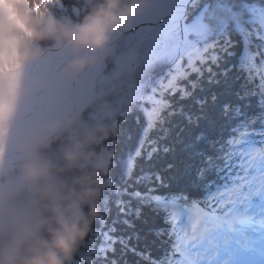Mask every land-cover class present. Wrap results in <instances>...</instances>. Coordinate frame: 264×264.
Here are the masks:
<instances>
[{"label":"snow or ice","instance_id":"snow-or-ice-1","mask_svg":"<svg viewBox=\"0 0 264 264\" xmlns=\"http://www.w3.org/2000/svg\"><path fill=\"white\" fill-rule=\"evenodd\" d=\"M160 4L73 264H264V0Z\"/></svg>","mask_w":264,"mask_h":264},{"label":"clouds","instance_id":"clouds-1","mask_svg":"<svg viewBox=\"0 0 264 264\" xmlns=\"http://www.w3.org/2000/svg\"><path fill=\"white\" fill-rule=\"evenodd\" d=\"M144 3L98 0L78 23H69L36 17L29 0H0V138L8 133L23 66L38 54L37 42L54 39L64 44L74 56L67 67L78 73L95 64L110 36L125 27ZM96 131L107 134L102 128ZM96 139L93 132L64 151L61 171L80 169L70 183L54 177V166L39 156L21 163V181L34 198L23 207L11 203L0 207V264H69L99 213L103 161L96 158L88 169L79 163L87 158L85 147Z\"/></svg>","mask_w":264,"mask_h":264},{"label":"rangeland","instance_id":"rangeland-1","mask_svg":"<svg viewBox=\"0 0 264 264\" xmlns=\"http://www.w3.org/2000/svg\"><path fill=\"white\" fill-rule=\"evenodd\" d=\"M75 11L76 9H72V12ZM125 36H122L115 46L107 50L101 59L99 58L96 60L95 64L86 67L74 75L68 86L52 99L48 100L45 106L38 112L27 116L23 120L9 122L7 135L0 138V207H2L4 203L10 202L13 193H19L22 189L24 191L28 189V193L25 194L24 206L29 204L28 200L32 197L33 191L27 188L21 181L19 169L21 163L25 159L30 158L31 151H33V148H35L38 143L51 138L56 131L60 130L61 127L67 125L70 121L79 119V114L84 109L85 115L83 116L86 117L85 119L89 121L94 120L95 123L97 122L94 118L97 116L95 115L96 112L100 110L96 111L95 108H93L94 104L92 101L98 97V94L94 92V84L101 70L100 68H103V64L107 66L109 65L107 61H112L116 65L114 67V72L117 71L120 75L123 74L122 76H129L131 72H134L135 76L131 78L130 84L135 80H138L137 83L139 82L140 76L144 71V68H141L143 64L138 60L131 49L124 46ZM47 69L48 66L46 65L42 68L40 74ZM111 74V72L109 73V68L106 67L105 75L109 76ZM130 84L126 91L122 92L118 95L119 97L116 98V100L120 99L121 102L118 101L119 103H117L115 107H119L122 104L126 107L135 99L134 95L131 96L134 91ZM111 107H113L111 106V102L106 103V107H102L100 112H102L101 114L103 116L100 124L97 125L98 127L84 129L81 133V138L84 139L86 135L91 134L95 129L102 128L105 130L113 125L115 117H112L114 113H112L109 118H104V116L111 111L115 112V107ZM88 112L93 114L87 116ZM103 121L104 124H101ZM55 125H59V127H54ZM97 134V136H99L101 133L97 132ZM86 148L89 147L86 146L84 151ZM85 153L88 155L87 152ZM104 187H106V180H103V188Z\"/></svg>","mask_w":264,"mask_h":264},{"label":"trees","instance_id":"trees-1","mask_svg":"<svg viewBox=\"0 0 264 264\" xmlns=\"http://www.w3.org/2000/svg\"><path fill=\"white\" fill-rule=\"evenodd\" d=\"M97 3L98 0H29L30 9L33 11L36 17L39 18L41 16H51L58 20L67 21L69 23L71 22L78 23L81 19H83V17H85L92 10V8ZM72 9H76V11L72 12ZM55 42L57 41L54 39L41 40L37 42L36 47L37 48L47 47ZM107 63H109V65L107 66L105 64L102 65V67L105 68L104 69L100 68L101 70L95 79L94 92L98 94V97L94 99L92 103L94 104L93 108H95L96 111L98 110L101 111L102 107H106V103L108 102H111V106L113 107H115L117 103L121 102L120 99L116 100V98H118L119 97L118 95H120L122 92L126 91V89L130 84L131 78L135 76L134 72H131L129 76H122L123 74L120 75V73H118L117 71H115L117 72L115 73L114 72V67L116 66L115 63L112 61L110 62L107 61ZM106 67L109 68V73L110 72L112 73L109 76L105 75ZM135 70H136V65H135ZM137 81L138 80H135L132 84H130L132 85L131 87L134 92L137 85L139 84V82L137 83ZM134 92H132L131 96L134 95ZM133 103L134 100L130 102V104L126 107L132 106ZM100 111L96 112L95 114L97 115L94 118L97 120V122L95 123L94 120L89 121L88 119H85L86 117L83 116L85 115V109H84L82 112H80L79 119H74L73 121L69 122V124L66 127L67 129H69L67 130V132L63 133L61 130L59 131L55 139H52L47 145H40V146L38 145L35 148H33V151H31L32 153L30 158L33 156H39L41 159L47 160L54 166L53 176L59 180L70 183L71 180L79 174L80 169L61 171V169L64 168V161L62 159V155L64 151L70 148L74 142H78L79 139L80 141L84 140L83 138H81V133L84 129H88V128L93 129L98 127L97 125L100 124L103 116L101 114L102 112ZM112 113L113 111L105 115L104 118H109ZM92 114L88 112L87 116ZM117 118L118 116L115 118L113 125L111 127L105 129V132L107 133L106 135L100 134L99 136H97L98 134L96 132V136H97L96 141L87 145L89 148H86L85 150V152L88 153L87 158L82 157L81 160L79 161L82 168L88 169L90 168L91 163L96 158L102 160L104 164V170L101 173L103 180H106V173L108 171V162L106 159L107 141H109L110 138H112L116 134V128L114 127V123L117 120ZM101 124H104V121ZM129 126L131 127V125ZM104 190L105 187L103 188L102 193L104 192ZM26 193H28V189L27 191H24L22 189L19 193H13V197L10 199L9 203L14 204L17 207H23ZM33 198H34V192L32 193V197L28 200V202L30 203V201ZM100 201H101V197H100ZM100 201H99V205H100ZM83 240L79 243L69 264H73V257L77 254L79 246L83 242Z\"/></svg>","mask_w":264,"mask_h":264},{"label":"bare ground","instance_id":"bare-ground-1","mask_svg":"<svg viewBox=\"0 0 264 264\" xmlns=\"http://www.w3.org/2000/svg\"><path fill=\"white\" fill-rule=\"evenodd\" d=\"M160 7V0H146L138 14L134 16L125 27L118 29L110 36L104 52L98 54L97 60L119 40L121 35L118 34L121 33V31L125 32L126 30L132 29L137 21L147 16L154 9ZM56 46L57 47L44 52L42 56L34 57L23 66L21 83L16 98L15 112L10 121L17 122L38 112L45 106L48 100L65 89L73 76L77 74L71 72L67 67L74 59L72 51L64 44ZM46 65L48 69L40 74L42 68ZM141 68H144V66L142 65ZM66 127L67 125L63 126V133L69 130ZM96 130L97 129L93 130V132ZM93 132H91V134ZM58 133L59 131H56L47 141L41 142V144L38 143L39 146L47 145L52 139H55Z\"/></svg>","mask_w":264,"mask_h":264},{"label":"water","instance_id":"water-1","mask_svg":"<svg viewBox=\"0 0 264 264\" xmlns=\"http://www.w3.org/2000/svg\"><path fill=\"white\" fill-rule=\"evenodd\" d=\"M128 31H130V29L129 30H126L125 32L124 31H121V33L124 34V33L128 32ZM121 33H119L118 35H122ZM56 45H62V43H59L58 42V43L54 44L51 47L39 49L38 54L36 56H42L44 52L49 51V50H51L54 47H57Z\"/></svg>","mask_w":264,"mask_h":264}]
</instances>
